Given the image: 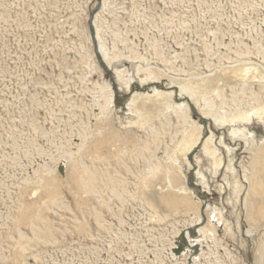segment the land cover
Here are the masks:
<instances>
[{"label":"rangeland","instance_id":"rangeland-1","mask_svg":"<svg viewBox=\"0 0 264 264\" xmlns=\"http://www.w3.org/2000/svg\"><path fill=\"white\" fill-rule=\"evenodd\" d=\"M100 2L0 0V264H172L184 233L195 264H264V0H108L99 24L122 54L113 68ZM132 51L179 76L221 75L216 104L258 113L219 124L190 101L201 137L189 150L174 112L185 93L158 101L170 80H141ZM204 225L216 235L197 240Z\"/></svg>","mask_w":264,"mask_h":264},{"label":"bare ground","instance_id":"bare-ground-1","mask_svg":"<svg viewBox=\"0 0 264 264\" xmlns=\"http://www.w3.org/2000/svg\"><path fill=\"white\" fill-rule=\"evenodd\" d=\"M100 6H101V10L98 11V13H96L95 19H94V25L96 28L95 30H96V34L98 36V41H99L100 54L102 55L104 61L108 64V66L113 68L112 64L114 62V59L116 57H119L122 54L119 51H115V49L113 52H110L109 49L106 47L104 41H102L101 39L99 12L107 8L108 0H101ZM128 57L129 59H131V61H134L137 63L136 74L141 78V80L147 81L150 83H157V84L160 83L163 76L167 77L170 80L171 85L169 89L171 90H168L167 88H164L163 86H160V85H159L158 90H156V96H157L158 101L169 99V97H171V95L174 94L175 91L178 92V95L185 93V95L182 97L183 100L177 101L175 103L176 108L174 112L183 121V129L181 131L182 132L181 143L188 146L189 150H191V148H193L194 146L198 144V142L200 141V137H201V125L199 124V122H196V120L193 118L191 114V108L189 106L190 101H192V103L196 105L198 104L201 112L204 115L206 114L210 115L211 118H213L214 121L219 124H229L236 120L248 119V117L252 115V112H254V114L255 112L258 113L257 106H256L257 108L255 106L254 107L251 106V108L245 109L243 108V106L237 107V108H230V107L226 108L225 105L216 104L215 102L216 98H218V100L219 98L220 100L222 99L221 101L225 99L224 98L225 95H223L222 89L220 87V85H223V82H222L223 79L221 75H214V74L194 75L193 73H189L187 77L179 76V75H176L170 72V70H173L172 68H170L169 70V69H162L161 67L151 65L149 62L146 61L147 59L146 56L144 57L139 52L132 51L131 54L128 55ZM244 69H245L244 74L247 75L249 73V68L244 67ZM168 70H169V73H168ZM237 71H233V72H237ZM114 74L118 82L124 85H129L133 81V76L131 75L130 71L127 68H123V69L114 68ZM235 76H237V74ZM107 85H108L107 87H110V83H107ZM108 91H109V94H108L109 100L112 102V99H113L112 89L111 90L109 89ZM138 95H139L138 93H135L133 95V98H132L133 103L137 101ZM146 95H148V93ZM195 99L196 101L193 102V100ZM141 118L145 120V116H142ZM211 134L212 133L209 132L208 136L206 137L204 141V146L206 147L207 151H209L211 154H214L215 149L212 146L213 136ZM261 150L262 148H260L255 153L256 156L252 164L255 167H256V164H258L261 160L260 158L257 159V157H259V153L261 152ZM256 160H257V163L255 162ZM72 179L74 180L75 184L80 188H88V187L90 188L92 185V181H91L92 178L90 177V175L86 177L84 176V174H81V172H77L76 170L73 171L72 173ZM251 184H252L251 186H253L254 184H256V182L254 183L252 181ZM45 187H46L48 194L55 195L57 193L58 184L52 177H48L45 180ZM183 195L184 196L188 195V190L183 189ZM200 206L201 205H199L198 210L194 216H191L188 221L187 220L184 221V224L186 226H188L189 224H193V223H199V220L201 218L200 217L201 211H203L202 209H200ZM33 215H34L33 209L32 211L29 210L22 216L21 220L23 221L27 220L31 218ZM210 222H211V219H210ZM177 223H181V221H178ZM198 230L200 233H199L198 238H196L197 240L207 239L210 236L216 235L215 228L212 226L204 225L200 227ZM178 232H180V228H177V230L175 231V234L176 235L179 234ZM190 243H191L190 245L185 246L187 250L184 253H182L184 256L182 259L176 256L175 253H173L172 248L174 247L172 246V243H171L169 249H171L170 250L171 255L174 257V260H175L172 264H179V263L180 264H190L191 261H192V264H195L197 262L198 256H193V254L190 252L191 251L190 248L191 246L194 245V243L192 241Z\"/></svg>","mask_w":264,"mask_h":264},{"label":"water","instance_id":"water-1","mask_svg":"<svg viewBox=\"0 0 264 264\" xmlns=\"http://www.w3.org/2000/svg\"><path fill=\"white\" fill-rule=\"evenodd\" d=\"M109 73H110V75H111L112 87H113L114 92H115V98H116V99H119L116 79H115V77L112 75V72H111V71H110ZM143 90L145 91L146 88H144ZM191 105H192V106H191V107H192V110L195 111V107H194V105H193V104H191ZM197 114H198V116L201 118V120L204 119V117H203L202 115H200L199 113H197ZM203 121H204V120H203ZM204 123H207V122L204 121ZM183 237H184V240H183V241H184V245H190V243H189V239H187V237L185 236V233L183 234ZM194 248H197V245H195ZM180 250H181V249H180ZM180 250H178V252H179ZM179 264H180V263H179Z\"/></svg>","mask_w":264,"mask_h":264}]
</instances>
